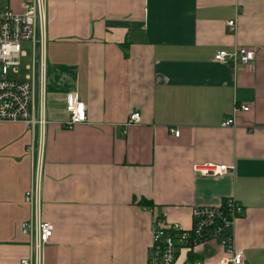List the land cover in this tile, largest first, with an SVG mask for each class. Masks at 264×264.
I'll use <instances>...</instances> for the list:
<instances>
[{
  "label": "crops",
  "instance_id": "1",
  "mask_svg": "<svg viewBox=\"0 0 264 264\" xmlns=\"http://www.w3.org/2000/svg\"><path fill=\"white\" fill-rule=\"evenodd\" d=\"M36 38V113L47 123L0 122V264L30 253L21 224L32 188L54 227L43 264H148L157 215L190 230L193 208L227 198L244 208L241 264H264V0H47ZM235 47L254 59L215 60ZM70 93L87 115L73 127ZM133 112L140 121L129 124ZM203 163L233 169L202 175ZM223 254L219 241L195 251L202 264ZM187 258L181 250L174 264Z\"/></svg>",
  "mask_w": 264,
  "mask_h": 264
},
{
  "label": "built area",
  "instance_id": "2",
  "mask_svg": "<svg viewBox=\"0 0 264 264\" xmlns=\"http://www.w3.org/2000/svg\"><path fill=\"white\" fill-rule=\"evenodd\" d=\"M0 0V122L25 123L35 130L43 128L46 119L37 114V95L40 93V104L44 90L43 62L37 67L35 42L37 30L43 42L45 29V7L47 0H22L21 10H15L9 4L3 5ZM228 25L235 30L236 22ZM32 41V60L25 65V73L20 71L22 58L26 55L22 50L23 41ZM255 57L252 49L235 47L232 51L221 50L215 60L248 63ZM248 111V106H243ZM67 110L70 119L67 127L85 122L86 106L77 95L70 93L67 98ZM238 108H235V112ZM140 121V114L133 112L129 124ZM234 117L223 121L222 126H234ZM170 132L179 137V128H171ZM33 150V144L30 147ZM232 166L214 163L195 164L194 170L202 175H222L232 170ZM31 208V216L21 224L22 234L29 237L30 253L22 258L19 264H43L44 248L51 238L54 227L41 219L40 198L36 188H32L25 197ZM243 206L234 198H227L220 206H198L192 210V228L183 229L179 224L167 222L165 214L157 215L152 222L151 244L148 252V264H174L181 250L194 252L199 246L211 241H219L224 254L219 264H241L244 259L242 251L234 244V226L243 213ZM185 264H202L200 259H188Z\"/></svg>",
  "mask_w": 264,
  "mask_h": 264
},
{
  "label": "rangeland",
  "instance_id": "3",
  "mask_svg": "<svg viewBox=\"0 0 264 264\" xmlns=\"http://www.w3.org/2000/svg\"><path fill=\"white\" fill-rule=\"evenodd\" d=\"M9 2V0H5L2 4L3 5H6L7 3ZM39 36V33H38V30H37V37ZM31 42L32 41H30V40H28V41H23L22 43H21V46H22V50L24 51H26L27 53H30V46H31ZM29 63V61L28 60H26V59H24V57L22 58V61H21V65H20V67H19V69H20V71H22L23 73H25L26 71H25V65L26 64H28Z\"/></svg>",
  "mask_w": 264,
  "mask_h": 264
},
{
  "label": "trees",
  "instance_id": "4",
  "mask_svg": "<svg viewBox=\"0 0 264 264\" xmlns=\"http://www.w3.org/2000/svg\"><path fill=\"white\" fill-rule=\"evenodd\" d=\"M198 259V255H195L194 252H189L188 253V259Z\"/></svg>",
  "mask_w": 264,
  "mask_h": 264
}]
</instances>
